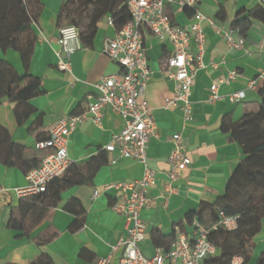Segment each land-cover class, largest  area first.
Segmentation results:
<instances>
[{"label": "crops", "instance_id": "crops-1", "mask_svg": "<svg viewBox=\"0 0 264 264\" xmlns=\"http://www.w3.org/2000/svg\"><path fill=\"white\" fill-rule=\"evenodd\" d=\"M39 1L41 10L37 23L32 26L36 43L28 68H23L17 52L0 50V60L8 62L19 75L29 74L41 81L44 93L30 101L36 113L23 126H18L11 104L4 101L0 105V126L14 143L26 149L27 158L36 157L40 161L38 167L44 152L36 151L35 143L46 139L50 128L60 120L84 112L87 104L93 101L96 82L122 71L102 54L104 41L116 33L102 20L97 25L91 47H84L80 42L82 49L71 55L70 74L60 72L56 68L54 49L59 29L64 25L58 23L64 0ZM256 6L264 8V0H201L200 11L207 19L201 24L206 37L205 68L195 76L191 94L192 120L186 125L178 110L162 109L164 100L171 98L174 90L173 83L162 76L165 59L172 49L154 40L149 33L143 34L151 71L144 97L155 123L146 161L147 167L155 173V183L147 193L148 207L140 214L146 226V238L138 248L145 258L154 256L158 249L168 251L176 228L190 238L192 229L186 221L187 216L203 204L213 205L223 196L232 173L243 160L240 146L222 126L236 123L246 111L257 110L258 90L264 82V24L252 21L245 38L234 37L244 40L243 49L228 47L224 33L233 31V25ZM169 13L173 23L180 27L188 26L192 17V13L184 9H172ZM208 20L219 31L212 29ZM190 49L195 51L193 43ZM231 71L237 72L239 77L221 84L218 88L221 100L209 103L210 86L225 80ZM250 80H257L255 90L247 89ZM239 92L244 93V99L231 103L228 97ZM122 128L123 120L105 111L101 128L86 120L71 133L67 152L72 163L82 165L100 152L107 163L97 171L90 186L74 187L60 194L57 206L50 209L32 231L31 237H38L34 241L19 238L20 234L6 228L11 209L20 199L14 190L24 188L26 181L18 167L7 168L0 164V264H33L40 254L48 255L54 264H96L109 256L110 264H118L121 256L118 245L125 235L124 219L113 211V206L122 203L121 192L104 191V188L137 182L144 171L137 161L123 158L115 161L114 154L102 150ZM175 134H180L184 141L190 168L181 172L177 181L170 182L167 158L172 150L170 138ZM94 192L98 193L96 198ZM71 199L78 200L84 210L83 225L75 232L71 231L75 217L64 209ZM201 223L206 228L213 225L209 212L203 214ZM155 236L160 238V247L154 244ZM251 246L249 264H255L259 254L264 253V219ZM113 248L117 249L112 251ZM83 251L88 259L80 257Z\"/></svg>", "mask_w": 264, "mask_h": 264}, {"label": "built area", "instance_id": "built-area-1", "mask_svg": "<svg viewBox=\"0 0 264 264\" xmlns=\"http://www.w3.org/2000/svg\"><path fill=\"white\" fill-rule=\"evenodd\" d=\"M201 0H127L126 7L130 21L116 30L113 38L103 43L102 54L121 68L119 74L105 76L93 85L95 96L87 104L84 112L60 120L48 131L45 140L34 145L36 151L44 152L41 164L25 175L26 186L14 190L18 198L42 194L48 185L66 174L72 163L68 157L69 137L77 126L86 120L101 128L105 111L123 120L122 130L113 135L103 151L114 154L117 159H132L143 168L142 178L134 183L111 184L104 191L121 192V204L113 206V211L123 217L125 235L120 240L121 256L118 264H208L218 256V250L208 241L209 234L217 229L226 232L236 230L237 217H228L219 212L217 222L210 228L198 221L191 223V236L188 238L176 228V236L168 251L157 250L151 258H145L138 245L146 238V226L140 218L142 210L148 207L147 193L155 183V173L147 167V149L149 140L154 136L155 123L152 109L145 100L146 85L151 77L143 34L149 35L160 43L171 47V54L165 59L162 76L174 85L171 98L164 100L162 109L178 110L184 125L192 120L191 94L195 76L205 68L203 55L206 37L201 24L207 19L200 11ZM189 9L192 12L190 23L180 27L173 23L169 10ZM212 29L219 31L211 20ZM107 26L114 28L110 17L104 18ZM238 30L224 33L226 45L233 49H243V39L234 37ZM194 44V52L191 51ZM82 49L79 32L73 26L59 29L54 55L56 68L70 74V57ZM239 75L235 71L228 73L223 81L214 82L209 89V103L221 100L218 88L221 84L235 81ZM247 89L255 90L257 80H250ZM231 103H239L244 93L239 92L228 97ZM172 150L167 158L168 179L178 180L181 172L190 168L186 156L184 141L180 134L171 136ZM112 161V164L115 163ZM170 193V192H169ZM98 196L94 192L93 197ZM117 248H113L115 251ZM111 257L100 259L96 264H110ZM230 264H242V259L234 258Z\"/></svg>", "mask_w": 264, "mask_h": 264}, {"label": "trees", "instance_id": "trees-1", "mask_svg": "<svg viewBox=\"0 0 264 264\" xmlns=\"http://www.w3.org/2000/svg\"><path fill=\"white\" fill-rule=\"evenodd\" d=\"M126 2L127 0H64L58 23L75 27L82 45L91 47L97 25L104 18L112 19L115 30L130 21ZM70 3L73 5L70 6ZM40 10L39 0H0V50L17 52L24 69L29 66L36 43L32 26L37 23ZM252 21L264 24L262 6L247 11L245 18L232 28L238 30L241 38H245ZM43 93L39 78L29 74L19 75L8 62L0 60V105L6 101L13 106L18 126H23L36 113L30 101ZM258 96L260 101L257 110L246 111L236 123L222 126V130L230 135L243 153V160L232 173L224 195L213 205L203 204L186 218L191 226L193 220L202 224L205 212H209L213 224L217 222L219 212L228 217H237V227L233 232L217 229L209 234L208 241L219 254L208 264H230L236 257L242 259V264H249L251 241L260 232L264 219V82L258 90ZM37 122L39 124L40 117ZM39 162L36 157L27 158L26 149L14 143L8 132L0 126V164L7 168L18 167L26 175L38 168ZM106 163L105 155L100 152L82 165L72 164L65 175L48 185L44 193L20 198L17 206L11 209L6 228L20 234L19 238L36 240L38 237H31L32 231L48 211L57 206L60 194L74 187L90 186L97 171ZM64 209L75 217L71 231H78L83 225L84 214L80 202L71 199ZM175 236L173 232L171 243ZM153 241L160 247L159 236H155ZM80 257L88 259L84 251ZM33 264L54 263L48 255L40 254ZM255 264H264V253L259 254Z\"/></svg>", "mask_w": 264, "mask_h": 264}]
</instances>
